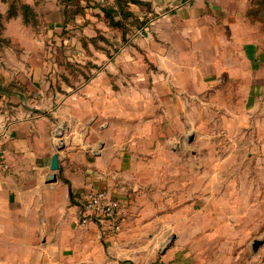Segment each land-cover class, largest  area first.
Masks as SVG:
<instances>
[{"label": "crops", "instance_id": "0c3cea01", "mask_svg": "<svg viewBox=\"0 0 264 264\" xmlns=\"http://www.w3.org/2000/svg\"><path fill=\"white\" fill-rule=\"evenodd\" d=\"M247 3L127 0L123 41L87 0H0V264H197L184 243L207 221L228 245L206 264H264V241L232 244L236 222L264 220V37ZM218 134L227 164L189 162ZM100 189L121 203L118 234L79 223Z\"/></svg>", "mask_w": 264, "mask_h": 264}, {"label": "rangeland", "instance_id": "374dc122", "mask_svg": "<svg viewBox=\"0 0 264 264\" xmlns=\"http://www.w3.org/2000/svg\"><path fill=\"white\" fill-rule=\"evenodd\" d=\"M253 2V0H251ZM248 4L245 10V19H247L250 22V26H252L255 30L260 31L263 34L264 37V11L263 7L264 4H257L252 3ZM113 43H115V46H112V52L115 53V51L118 50L117 41L114 40ZM144 46H140L141 51L145 52L146 49H144ZM141 52V53H143ZM144 56V66L149 67L153 65L151 61L147 58L146 54L143 53ZM132 81L134 78L129 77ZM131 111V110H126ZM222 137H225V135H216L213 140L210 141H201L198 143H191L189 144V150L192 148L195 149H201L205 150L206 154L204 153L203 156L198 158H191L189 153V162H192V164L197 163L199 165L200 161L202 160L203 163L207 168L208 166L217 164L218 161L222 162L223 164H227V161L231 160V158L228 156V154H224L223 152L228 150L230 147L231 142L227 140L226 138L224 140H221ZM220 138V139H218ZM209 150V151H207ZM214 153V156L211 154ZM197 160V161H195ZM189 166V164H188ZM207 172H210L207 170ZM205 174H208V173ZM211 173V172H210ZM256 175V174H255ZM256 192H260L261 197V205L259 207L257 215L262 216V212H264V200L262 199V196L264 194V173L260 175V182L257 187ZM264 197V196H263ZM251 215V214H249ZM255 214H252L251 216H254ZM208 219L204 220L201 224V228L204 227L203 223H210V229L211 230H205L204 234L199 237L195 238H188V241L184 243V247L195 249L198 248V250H195L193 253L194 255L197 254L196 262L197 264H206L208 262H213V260H217V258L222 256L221 254H224L223 252L226 251V247L228 245L227 240H223V238H218L213 235V229L217 228H226V224H219L218 226H214L213 221H207ZM207 221V222H206ZM197 223H201L199 220ZM189 224V223H188ZM159 224H155L153 228H157ZM192 227H195L194 224H192ZM191 228V227H189ZM211 231V232H209ZM236 237L232 238L233 246H236V248H243V247H249L251 248V243L254 238H261L264 237V220H248V221H239L236 222ZM216 237V238H215ZM172 237H166L164 238V241H167L168 243ZM150 239V238H145ZM157 241H160L161 238H156ZM239 250V249H237ZM196 251H198L196 253ZM206 262V263H205ZM211 264V263H210Z\"/></svg>", "mask_w": 264, "mask_h": 264}, {"label": "built area", "instance_id": "2783aa9c", "mask_svg": "<svg viewBox=\"0 0 264 264\" xmlns=\"http://www.w3.org/2000/svg\"><path fill=\"white\" fill-rule=\"evenodd\" d=\"M98 5L107 6L111 0H94ZM7 131L0 136V160L4 168L9 169L5 150L2 148L3 137ZM83 213L80 218V225L86 226L91 221L100 224L102 230L108 234H118L124 222V215L121 203L118 198L112 196L107 190L90 191L84 196Z\"/></svg>", "mask_w": 264, "mask_h": 264}, {"label": "trees", "instance_id": "16d2710c", "mask_svg": "<svg viewBox=\"0 0 264 264\" xmlns=\"http://www.w3.org/2000/svg\"><path fill=\"white\" fill-rule=\"evenodd\" d=\"M87 2H91L92 4L91 5H98L94 0H87ZM115 2V5H116V10L117 12H113V9L112 7L114 6H101V5H98V6H101L102 8L105 9V15L106 17L108 18V22H109V25L111 28H120L122 31H123V41H124V38H125V34L127 33L128 31V27L126 26V21L128 18L127 17H130V13L127 11V0H114ZM251 0H248V3H247V6L248 4H250ZM254 3H257V4H261L263 3L264 4V0H253ZM251 2V4L253 3ZM263 11H264V7H263ZM113 13H117L118 15H114ZM12 15V13H11ZM2 15L0 14V32L3 28V25H2ZM93 43H96V40H91ZM96 45V44H95ZM61 50L60 53L66 55L69 53V51L64 48V46H61ZM65 64L66 67H73L74 64L71 63V62H65L63 63Z\"/></svg>", "mask_w": 264, "mask_h": 264}, {"label": "water", "instance_id": "95a60500", "mask_svg": "<svg viewBox=\"0 0 264 264\" xmlns=\"http://www.w3.org/2000/svg\"><path fill=\"white\" fill-rule=\"evenodd\" d=\"M62 128H59L57 131H56V134L57 135H61L62 134ZM59 167V156L58 154H54L53 157H52V162H51V169L53 171H56ZM55 179V174L54 172L49 176V180H54ZM173 241V237L170 239V241L167 243L166 246L170 245ZM264 241V238L263 239H255L253 241V244H252V248L254 250H257V248L259 247V245Z\"/></svg>", "mask_w": 264, "mask_h": 264}]
</instances>
